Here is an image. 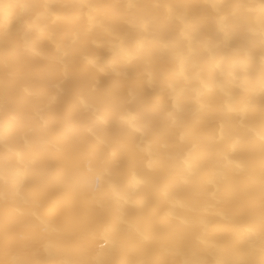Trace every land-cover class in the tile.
I'll use <instances>...</instances> for the list:
<instances>
[{
    "label": "bare ground",
    "instance_id": "6f19581e",
    "mask_svg": "<svg viewBox=\"0 0 264 264\" xmlns=\"http://www.w3.org/2000/svg\"><path fill=\"white\" fill-rule=\"evenodd\" d=\"M0 264H264V0H0Z\"/></svg>",
    "mask_w": 264,
    "mask_h": 264
}]
</instances>
